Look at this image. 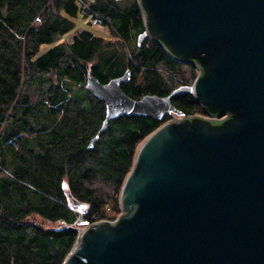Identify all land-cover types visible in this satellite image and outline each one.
I'll return each instance as SVG.
<instances>
[{"label": "water", "instance_id": "1", "mask_svg": "<svg viewBox=\"0 0 264 264\" xmlns=\"http://www.w3.org/2000/svg\"><path fill=\"white\" fill-rule=\"evenodd\" d=\"M146 37L198 70L165 96L126 95L129 72L86 87L105 104L89 147L122 115L162 120L136 149L119 214L88 223L61 264H264V0H136ZM192 94L202 115H183Z\"/></svg>", "mask_w": 264, "mask_h": 264}, {"label": "trees", "instance_id": "2", "mask_svg": "<svg viewBox=\"0 0 264 264\" xmlns=\"http://www.w3.org/2000/svg\"><path fill=\"white\" fill-rule=\"evenodd\" d=\"M79 16L101 21L115 40L82 30L60 42ZM144 31L136 0H0V264L62 263L78 226L66 191L87 204L88 223L119 214L138 144L170 115H122L89 147L105 104L88 78L129 72L121 89L138 99L191 84L196 71L149 37L140 41ZM171 102L183 115L203 113L192 94Z\"/></svg>", "mask_w": 264, "mask_h": 264}, {"label": "rangeland", "instance_id": "3", "mask_svg": "<svg viewBox=\"0 0 264 264\" xmlns=\"http://www.w3.org/2000/svg\"><path fill=\"white\" fill-rule=\"evenodd\" d=\"M75 21H76V26H75L74 30L71 33L67 34L66 36L61 37L60 42H63V43L71 42L74 33L82 31V30H88V31H91L92 33H94L95 35H99V36H102V37L108 38V39L111 38V40H113V41L115 40V38L110 36V32H109L107 27L94 25L91 21V18H89V17L79 16L78 18H76ZM118 47L122 48V49H126V50L128 49L127 45H122L121 43L118 44ZM46 48H47V46H42V49H46ZM197 73H198V70L196 68L195 75L194 76H192V74L188 75V78H190V80L189 79L188 80L192 81L193 78L197 75ZM140 143L138 144L137 148L139 147ZM78 227H83V225H78Z\"/></svg>", "mask_w": 264, "mask_h": 264}, {"label": "built area", "instance_id": "4", "mask_svg": "<svg viewBox=\"0 0 264 264\" xmlns=\"http://www.w3.org/2000/svg\"><path fill=\"white\" fill-rule=\"evenodd\" d=\"M91 21H92V23L94 24V25H99V26H102V27H104L103 25H102V22L101 21H99V20H97V19H93V18H91ZM168 115H170V119L169 120H172V119H174V118H177V117H179V115L178 114H176V113H173V112H171L170 114H168ZM196 115H202V116H207L206 114H204V113H196Z\"/></svg>", "mask_w": 264, "mask_h": 264}, {"label": "flooded vegetation", "instance_id": "5", "mask_svg": "<svg viewBox=\"0 0 264 264\" xmlns=\"http://www.w3.org/2000/svg\"><path fill=\"white\" fill-rule=\"evenodd\" d=\"M184 64L189 65V66H192V67L195 68V70H196L195 65H193V64H191V63H184Z\"/></svg>", "mask_w": 264, "mask_h": 264}, {"label": "bare ground", "instance_id": "6", "mask_svg": "<svg viewBox=\"0 0 264 264\" xmlns=\"http://www.w3.org/2000/svg\"><path fill=\"white\" fill-rule=\"evenodd\" d=\"M140 146V145H139Z\"/></svg>", "mask_w": 264, "mask_h": 264}]
</instances>
